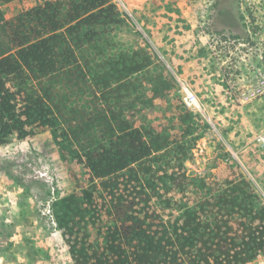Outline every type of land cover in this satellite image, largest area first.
Here are the masks:
<instances>
[{
    "label": "trees",
    "instance_id": "16d2710c",
    "mask_svg": "<svg viewBox=\"0 0 264 264\" xmlns=\"http://www.w3.org/2000/svg\"><path fill=\"white\" fill-rule=\"evenodd\" d=\"M12 1L0 0V146L51 132L75 186L53 204L74 264H243L264 252V198L242 172L190 202L164 197L187 195L198 114L183 104L138 118L177 91L115 0H44L8 18Z\"/></svg>",
    "mask_w": 264,
    "mask_h": 264
},
{
    "label": "rangeland",
    "instance_id": "374dc122",
    "mask_svg": "<svg viewBox=\"0 0 264 264\" xmlns=\"http://www.w3.org/2000/svg\"><path fill=\"white\" fill-rule=\"evenodd\" d=\"M43 1L14 0L1 8L9 18ZM115 1L158 55L156 71L166 68L177 91L172 100L156 98L138 118L154 122L183 104L198 114L182 155L187 195L170 191L164 197L190 202L194 189L212 191L242 172L264 198V96L241 92L260 65L264 43L238 47L220 39L249 40L248 20L263 23V38L264 0ZM186 90L196 104L187 103ZM177 158L166 156L169 173L178 169ZM74 189L49 130L24 139L14 135L0 146V264H74L53 207Z\"/></svg>",
    "mask_w": 264,
    "mask_h": 264
},
{
    "label": "built area",
    "instance_id": "2783aa9c",
    "mask_svg": "<svg viewBox=\"0 0 264 264\" xmlns=\"http://www.w3.org/2000/svg\"><path fill=\"white\" fill-rule=\"evenodd\" d=\"M260 10L262 11L263 16H264V5L260 8ZM256 11L257 10L255 8V13H257ZM247 24H248V32L250 33L249 40L247 39L244 40L239 37L231 38L229 36H226L225 34H222V36H220L221 41L224 43L232 42L238 47L247 46L250 44V41L258 40L259 42L263 41L264 43V36H263L264 32L263 34H261V37L263 36V38H259L258 36L260 34V28H263V23L255 22V24H253L251 20H248ZM258 29H259V32H255V30H258ZM238 49L239 51H242L240 48ZM259 57H260V65L255 68L253 77L250 79L246 87H244L241 90L244 97L256 98L258 96L260 97L264 96V49L261 50ZM186 101L190 105L196 104L195 95L188 90H186ZM243 264H264V252H261L258 256H256L252 260L245 262Z\"/></svg>",
    "mask_w": 264,
    "mask_h": 264
}]
</instances>
